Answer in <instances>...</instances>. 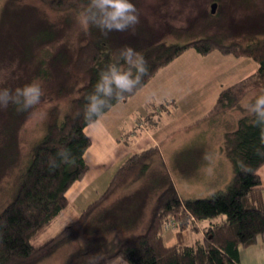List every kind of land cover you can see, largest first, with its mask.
Returning a JSON list of instances; mask_svg holds the SVG:
<instances>
[{"label": "trees", "instance_id": "obj_1", "mask_svg": "<svg viewBox=\"0 0 264 264\" xmlns=\"http://www.w3.org/2000/svg\"><path fill=\"white\" fill-rule=\"evenodd\" d=\"M46 1L59 10H80L87 3V0ZM214 2L218 6L219 2ZM90 31L93 38L86 35V42L78 48L71 68L73 84L84 82L85 74L89 76L88 82L82 87V93L71 98L63 114L58 108L51 110L45 134L34 143L28 163L18 168L16 189L0 209V264H39L72 244L75 246L66 253L63 264H113L117 261L124 264H237L240 246L251 245L264 234L263 189L258 174V169L264 164V144L260 143V129L250 123L252 117L248 114L242 115L237 128L226 134L224 147L233 164L234 177L224 190L208 198L182 200L166 174L160 181L162 187L148 219L130 214L131 206L124 207L119 199H110L118 190L127 188L132 181L144 176L149 161L159 154V149L153 147L132 154L96 201L57 234L37 243L52 221L68 207L65 195L68 188L88 169L84 154L91 145V139L84 132L88 125L83 118L84 98L92 91L98 69L108 60L109 51H116L124 45L131 46V41L120 39L121 35L118 38L104 35L96 27H90ZM42 34L44 38L47 32ZM146 35L150 32L145 34L141 31L140 37ZM143 43H133L134 49ZM188 48L201 55L218 49L226 54L248 56L259 65L256 73L221 92L215 111L238 105L241 91L247 84H253L258 90V85H264V36L229 43L214 36H197L184 43L156 44L154 41L152 47L146 46V52L139 48L142 52L144 50L149 68L142 84L132 93L125 94L122 100H113L112 106L132 96L162 67ZM39 74L48 75L43 68L39 69ZM73 92V87L57 90L56 98H66L74 95ZM175 106V102L165 101L154 109L160 114L164 109L166 115H170ZM12 111L24 114V111H17L14 105ZM13 137L9 143L12 148L17 142ZM8 140H5L7 147ZM64 147L71 151V163H60L58 167L51 168L48 161ZM258 148L262 151L258 152ZM1 157L4 159L10 154L5 152ZM107 202H110L109 205H106ZM103 206L105 213L96 218ZM108 215L116 217L114 222H103ZM188 215L197 220L222 215L226 219L206 226L203 239L188 242L184 236L188 229ZM170 220L177 223L173 232L181 235L178 241L168 245L165 232L171 230L167 227Z\"/></svg>", "mask_w": 264, "mask_h": 264}, {"label": "rangeland", "instance_id": "obj_2", "mask_svg": "<svg viewBox=\"0 0 264 264\" xmlns=\"http://www.w3.org/2000/svg\"><path fill=\"white\" fill-rule=\"evenodd\" d=\"M214 1L219 4L213 14L211 4ZM134 3L139 12V23L134 30H113L107 34L114 38L121 35L120 39L131 41L133 48L135 42H144L139 48L145 50L146 46L152 47L154 41L156 44L184 43L197 36H214L224 43L264 36V0H134ZM77 12L75 9H56L46 0H0V88H15L37 80L43 89L40 103L24 111V114L12 111L11 104L0 107V209L11 199L16 189L18 168L28 163L34 143L45 134L51 110L58 108L63 114L71 98L82 93V87L88 82L87 74L85 81L80 84H73L71 78L78 48L86 42V35L93 38L90 28L85 30L79 24ZM141 31H145V34L149 31L150 35L140 37ZM43 32H47L44 38ZM139 48L135 49L142 52ZM40 68L45 69L48 75H40ZM70 87L74 88V95L56 98L57 90ZM259 91L253 84H247L241 91L238 105L218 110L220 113L213 126L218 132L214 133L220 135L222 130L236 128L240 114H247L243 105L250 102ZM157 111L155 118L148 123L156 125L162 121L164 114ZM11 136L17 139L14 148L9 146ZM6 139H9L8 147ZM5 152L10 157L3 159L1 155ZM167 158L170 156L165 155L164 158L160 152L154 155L144 176L132 181L127 188L118 190L110 201L119 199L124 207L131 206L130 214L142 215L140 218L145 217L147 220L162 187L160 181L164 180L166 174L173 182L177 177ZM199 184L192 185L191 192L203 194L197 188ZM191 198L208 197L195 194ZM105 206L97 212V216L94 215L96 218L105 213ZM76 217H72V220ZM115 219L108 215L103 222L110 223ZM199 221L205 224L204 220ZM68 222L62 218L56 220L37 243L57 234ZM73 246L75 244L61 248L39 264H63L66 253Z\"/></svg>", "mask_w": 264, "mask_h": 264}, {"label": "crops", "instance_id": "obj_3", "mask_svg": "<svg viewBox=\"0 0 264 264\" xmlns=\"http://www.w3.org/2000/svg\"><path fill=\"white\" fill-rule=\"evenodd\" d=\"M258 67L248 56L226 54L218 49L201 55L193 48L162 67L132 96L108 109L99 126L84 128L91 139L84 154L88 169L68 188L65 193L68 207L51 224L61 218L73 221L72 217H78L106 191L124 161L153 147L164 158L170 156L167 162L177 175L173 183L182 200L192 199L195 194L211 197L224 190L234 177L233 164L224 147L226 134L237 127L222 130L220 135L214 133L218 132L213 126L220 113L215 111L216 104L224 89L253 75ZM149 95L154 96L151 102L146 101ZM165 101L175 102L171 114L166 115L161 109L162 121L150 124L157 114L154 107ZM258 174L264 202V164ZM198 183L197 188L203 194L190 190ZM188 219L184 236L188 242H194L206 236V226L221 223L226 217L204 220V225L191 215ZM179 235L166 231V243L174 244ZM237 264H264V234L255 243L240 246Z\"/></svg>", "mask_w": 264, "mask_h": 264}, {"label": "clouds", "instance_id": "obj_4", "mask_svg": "<svg viewBox=\"0 0 264 264\" xmlns=\"http://www.w3.org/2000/svg\"><path fill=\"white\" fill-rule=\"evenodd\" d=\"M77 19L83 29L96 27L107 35L113 30H134L139 23V12L134 0H87L86 5L78 10ZM108 55V60L98 69L92 91L84 98L83 118L91 128L102 123L101 117L112 106L113 100H122L125 94L132 93L149 71L144 53L132 46H122L109 51ZM257 87L259 93L243 107L252 117L250 123L260 129V143L264 144V85ZM42 95L43 89L37 80L15 88L3 87L0 88V107L11 104L17 111H26L38 105ZM153 99V95L146 97L148 102ZM257 151L262 150L258 148ZM72 159L70 149L64 147L58 149L48 163L54 169L60 163H71Z\"/></svg>", "mask_w": 264, "mask_h": 264}, {"label": "built area", "instance_id": "obj_5", "mask_svg": "<svg viewBox=\"0 0 264 264\" xmlns=\"http://www.w3.org/2000/svg\"><path fill=\"white\" fill-rule=\"evenodd\" d=\"M167 227H170L172 230H175L176 227H177V223H175V222H173L172 220H170V221L168 222Z\"/></svg>", "mask_w": 264, "mask_h": 264}, {"label": "water", "instance_id": "obj_6", "mask_svg": "<svg viewBox=\"0 0 264 264\" xmlns=\"http://www.w3.org/2000/svg\"><path fill=\"white\" fill-rule=\"evenodd\" d=\"M216 7H217V2H213L211 4V13L214 14L216 12Z\"/></svg>", "mask_w": 264, "mask_h": 264}]
</instances>
